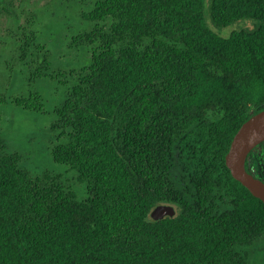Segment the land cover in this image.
Returning <instances> with one entry per match:
<instances>
[{
	"label": "trees",
	"instance_id": "16d2710c",
	"mask_svg": "<svg viewBox=\"0 0 264 264\" xmlns=\"http://www.w3.org/2000/svg\"><path fill=\"white\" fill-rule=\"evenodd\" d=\"M27 1L0 0V13L30 77L71 82L51 153L84 196L9 147L0 92V264H264V202L225 162L264 108V0H91L68 43L86 56L56 74ZM208 19L256 24L225 36ZM12 101L46 106L37 90ZM245 165L264 180V140ZM162 202L175 215L151 219Z\"/></svg>",
	"mask_w": 264,
	"mask_h": 264
},
{
	"label": "rangeland",
	"instance_id": "374dc122",
	"mask_svg": "<svg viewBox=\"0 0 264 264\" xmlns=\"http://www.w3.org/2000/svg\"><path fill=\"white\" fill-rule=\"evenodd\" d=\"M91 0H28L26 6L39 16V28L51 50V62L54 73L78 68L82 64L85 52L70 48L68 43L73 34L81 29L80 13L87 10ZM208 17V16H207ZM24 15L21 16L23 21ZM210 25L221 35H229L234 29L252 27L251 19H239L224 27ZM17 32L13 20L0 13V92L7 102L1 105V131L11 149L23 156V161L37 173L43 171L60 173L78 192L84 196V185L76 180L74 171L65 164L54 160L51 148L57 131L51 128L55 119L53 108L63 99L65 89L71 82L63 83V76L55 78L31 76L32 68L23 65L17 59ZM40 91L46 100L44 111L23 109L12 100L18 95H28L30 91Z\"/></svg>",
	"mask_w": 264,
	"mask_h": 264
},
{
	"label": "water",
	"instance_id": "95a60500",
	"mask_svg": "<svg viewBox=\"0 0 264 264\" xmlns=\"http://www.w3.org/2000/svg\"><path fill=\"white\" fill-rule=\"evenodd\" d=\"M264 140V108L247 118L237 129L225 154V162L234 178L264 202V180L246 169L249 152ZM176 207L172 203H159L150 211L153 220L174 216Z\"/></svg>",
	"mask_w": 264,
	"mask_h": 264
}]
</instances>
